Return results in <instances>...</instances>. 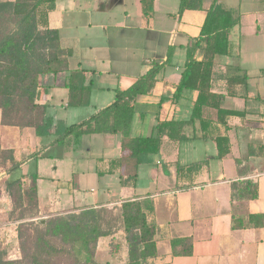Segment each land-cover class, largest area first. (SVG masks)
Here are the masks:
<instances>
[{
	"label": "crops",
	"instance_id": "0c3cea01",
	"mask_svg": "<svg viewBox=\"0 0 264 264\" xmlns=\"http://www.w3.org/2000/svg\"><path fill=\"white\" fill-rule=\"evenodd\" d=\"M212 2L202 0V10H186L178 17L179 0H154L152 15L145 18L140 0H55L49 27L58 31L61 48L72 53L69 70L85 71L91 94L88 107L67 108L68 73L49 74L38 80V103L46 106L55 122L66 127L79 124L108 107L116 91L129 88L152 64L166 63L172 49L151 94L133 102L129 137H150L159 122H188L197 93L183 91L177 100L173 94L186 50L199 37ZM217 3L238 18L228 34L227 56L214 60L211 83V91L223 96L222 109L244 113L227 118V132L215 122L214 110H204L203 117L210 120L206 131L195 121L183 127L184 141L163 138L159 153L137 166L131 188L119 182L126 166L109 170L107 164L121 156L119 135L82 136L57 147L51 144L52 137L37 138L32 129L0 126V148L11 150L21 163L12 173L0 169V182L7 186L25 177L28 184L35 173L41 220L73 209L149 197L157 227V256L149 264H264V227L231 230L233 213L264 214V0ZM194 59L202 61L201 49ZM242 78L245 84L228 83ZM225 134L229 154L217 160L213 139ZM30 164L33 167L27 170ZM98 172L105 174L99 177ZM248 179L258 185L257 199L231 202L230 183ZM180 238L191 239L192 256H171L170 241ZM107 240L111 239L98 241L96 253L105 250ZM120 253L124 260L126 252Z\"/></svg>",
	"mask_w": 264,
	"mask_h": 264
},
{
	"label": "trees",
	"instance_id": "16d2710c",
	"mask_svg": "<svg viewBox=\"0 0 264 264\" xmlns=\"http://www.w3.org/2000/svg\"><path fill=\"white\" fill-rule=\"evenodd\" d=\"M154 0H140L142 15L149 18ZM55 10V0L0 1V126L32 129L35 137H52L51 144L66 147L71 140L82 136L119 135L121 156L108 162L109 170L126 166L120 175L121 187L133 188L137 166L151 155L159 153L163 138L182 142L183 127L197 121L206 131L210 120L203 117L204 110H214L216 120L225 132L229 130L228 117H243L244 113L227 111L220 107L222 95L211 91L214 79L213 65L217 57L227 56L228 34L238 22L230 12L223 10L213 0L206 11L199 37L186 50V61L173 99L183 91H195L196 100L188 122H159L153 134L146 138H130L133 120V102L151 94L157 76L168 65L172 49L167 51L166 63L152 64L150 69L129 88L116 91L113 102L87 120L66 127L47 115L45 105L38 103L41 76L68 73L64 88L68 91L67 108L89 106L91 85L87 84L85 71L68 68L72 53L60 46L59 33L49 27V15ZM186 10H202V0H179L178 17ZM203 51V59L197 62L194 55ZM230 85L245 84V78L230 79ZM217 155L221 160L229 154V138L221 135L214 139ZM251 153V151H249ZM11 150L0 148V169L12 173L20 167ZM104 172H98L100 177ZM18 178L6 186L11 199L7 221L16 224V238L20 258L8 260L0 247V264H100L96 261V247L100 239L122 237L123 244L114 247L112 253L126 252L119 264H149L157 256V227L154 221L153 202L149 197L122 201L114 206L83 207L47 219H38L37 175ZM188 189L190 187H183ZM231 202L244 203L258 197V185L253 180H237L230 183ZM37 219L35 222L30 220ZM264 214L231 216V230L263 228ZM121 240V239H120ZM172 257L192 256L189 238L170 241ZM119 249V250H118Z\"/></svg>",
	"mask_w": 264,
	"mask_h": 264
},
{
	"label": "rangeland",
	"instance_id": "374dc122",
	"mask_svg": "<svg viewBox=\"0 0 264 264\" xmlns=\"http://www.w3.org/2000/svg\"><path fill=\"white\" fill-rule=\"evenodd\" d=\"M1 2L5 1H13V0H0ZM82 4V3H81ZM51 24H55V14H52L51 17ZM33 164L27 166V170L31 169ZM66 172V170L63 169ZM11 199L7 195L6 192V185L4 182H0V207L3 206L4 208H0V247L4 249L6 252V258L8 260H17L20 258L19 251H18V242L17 238L15 237L16 231L14 228L16 224L13 226H6L5 223L7 222L8 211L9 207L11 206ZM37 219L30 220L31 222H35ZM121 239V240H120ZM121 236H115L112 240H107V244L104 247L105 250H100L96 253L95 259L100 264H119L124 256V253H112L114 247H119L123 244ZM119 250V249H118Z\"/></svg>",
	"mask_w": 264,
	"mask_h": 264
}]
</instances>
